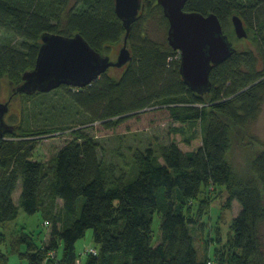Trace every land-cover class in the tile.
Wrapping results in <instances>:
<instances>
[{
    "label": "trees",
    "instance_id": "trees-1",
    "mask_svg": "<svg viewBox=\"0 0 264 264\" xmlns=\"http://www.w3.org/2000/svg\"><path fill=\"white\" fill-rule=\"evenodd\" d=\"M157 1L143 0L144 11L129 37L133 60L120 77L107 71L84 88L63 85L48 93L14 95L24 117H17L13 105L6 118L13 131L0 139V224L15 220L23 209L28 214L40 211L51 228L42 246L25 232L15 238L16 250L26 248L20 256L28 264H207L199 260L195 237L217 187L226 190L224 208L234 200L242 207L233 220L227 243L231 253L225 263L264 264V151L254 159L255 175L246 184L234 180L227 159L232 126L245 129L264 101V0L187 2L186 11L217 14L224 32L232 16L239 15L261 46V58L237 50L215 65L211 90L205 95L184 83L180 53L168 40L160 42L148 35L147 23L153 17L160 16V23L169 28ZM1 32L19 39L17 44L0 41V83L6 81L13 88L35 67L44 33L81 34L94 49L109 55L123 42L126 29L116 14L115 0H0ZM59 92L61 111L77 108L76 114L83 111L90 123L100 122L109 129L153 107L166 108L172 121L198 124L202 143L192 151H183L174 142L165 145L162 161L154 148H138L125 168L102 158L95 138L75 131L74 138L49 160H36L38 139L55 129H35L36 115L27 104ZM36 95L41 96L36 99ZM195 201L200 203L197 217ZM157 212L163 214L161 240L153 246ZM89 229L98 246L89 249L96 253L87 249L79 254L76 244ZM217 239L221 240L220 232ZM0 258V264H7L3 254Z\"/></svg>",
    "mask_w": 264,
    "mask_h": 264
},
{
    "label": "rangeland",
    "instance_id": "rangeland-1",
    "mask_svg": "<svg viewBox=\"0 0 264 264\" xmlns=\"http://www.w3.org/2000/svg\"><path fill=\"white\" fill-rule=\"evenodd\" d=\"M160 16L148 20V35L156 41H165L167 39V26L160 23ZM165 25V27H164ZM229 38L234 42L238 51H252L261 58V46L257 40V35L249 31L248 37L238 39L234 28L229 21V27L225 30ZM16 37L0 33V41H12L17 44ZM122 43L116 48H112L110 56L117 59ZM262 68V63L260 62ZM124 68H111L108 73L113 77H120ZM12 86L3 81L0 83V102H5L11 95ZM62 92L51 93L48 97L40 99L39 102L30 101L28 106H33L31 110L35 112L33 126L36 128L55 129L47 137L41 136L38 140V146L34 152L33 158L39 161L49 160L66 142L74 138V132H83L95 138L100 143V155L107 161L120 164L125 168L132 162V152L136 149H146L152 147L156 151L158 158L162 161V147L172 142L176 143L183 151L196 150L202 143L201 131L198 124H183L174 122L169 117L166 108L153 107L147 111L140 112L134 116L128 117L124 122L116 125L114 128H105L100 122L90 123L89 117L83 112L76 114L77 108H67L61 111L63 106L59 96ZM41 95H36L39 99ZM21 99V98H20ZM13 108L14 113L21 119L18 99H15ZM29 108V107H28ZM12 110V109H11ZM30 114V110H29ZM8 116V115H7ZM16 117V118H17ZM48 117V119H47ZM7 118V117H6ZM33 127V128H34ZM231 147L227 153V159L232 167L233 178L239 184H246L254 178L253 161L264 151V101L258 116L249 122L245 129H237V126L231 128ZM22 190V183H19L18 189L14 194V200L18 203L19 195ZM214 192V191H213ZM210 198V205L207 204V210L200 218L201 226L196 230V248L198 250L199 260L201 262L211 261L213 264L225 263L226 255L231 253L227 243L230 236L233 235V220L240 213L241 205L234 200L230 208H224L227 199L226 190L223 187H217ZM204 196H202L203 198ZM83 199L79 200L81 209ZM204 205V204H203ZM200 209L199 201L194 202L193 212L198 216ZM163 214L157 212L154 216L153 246H156L161 240V223ZM50 225L45 224L42 213L28 214L20 209L19 215L13 221L0 224V255L3 254L7 264H28L26 259H22L21 252L26 248L21 247L20 251L14 247V240L22 232L31 235L38 246H42L49 238ZM220 232L221 240L217 239ZM264 240V224L262 226ZM98 247L93 239V230L89 229L85 236L79 239L76 244V250L82 254L89 248ZM63 244L58 248V257L62 258ZM225 251L226 253H224ZM224 253V254H223ZM2 258H0L1 261ZM83 260V259H82ZM85 261L82 262L84 264ZM225 264H228L227 262Z\"/></svg>",
    "mask_w": 264,
    "mask_h": 264
},
{
    "label": "water",
    "instance_id": "water-1",
    "mask_svg": "<svg viewBox=\"0 0 264 264\" xmlns=\"http://www.w3.org/2000/svg\"><path fill=\"white\" fill-rule=\"evenodd\" d=\"M189 0H158L169 22L167 40L180 53V74L184 83L198 95L211 90V72L215 65L237 52L234 42L224 32L217 14L189 12ZM145 8L143 0H115V11L126 29L117 59L94 49L81 35L65 36L46 32L42 35L35 67L23 74L22 82L12 88L8 101L0 102V139L13 131L6 117L14 95L48 93L63 85L84 88L111 68H124L133 60L129 37L133 24ZM238 39L248 37L239 15L231 18Z\"/></svg>",
    "mask_w": 264,
    "mask_h": 264
},
{
    "label": "built area",
    "instance_id": "built-area-1",
    "mask_svg": "<svg viewBox=\"0 0 264 264\" xmlns=\"http://www.w3.org/2000/svg\"><path fill=\"white\" fill-rule=\"evenodd\" d=\"M88 252H89V253H96V250H94V249H89ZM208 264H213V262L210 260V261L208 262Z\"/></svg>",
    "mask_w": 264,
    "mask_h": 264
},
{
    "label": "flooded vegetation",
    "instance_id": "flooded-vegetation-1",
    "mask_svg": "<svg viewBox=\"0 0 264 264\" xmlns=\"http://www.w3.org/2000/svg\"><path fill=\"white\" fill-rule=\"evenodd\" d=\"M9 97H10V96H9ZM9 97H8V99H9ZM15 97H16V96H15ZM8 99H7L6 101H8ZM6 101H5V102H6ZM13 101H14V96H13V98H12V100H11V109L13 108V105H14V104H13V103H14Z\"/></svg>",
    "mask_w": 264,
    "mask_h": 264
}]
</instances>
